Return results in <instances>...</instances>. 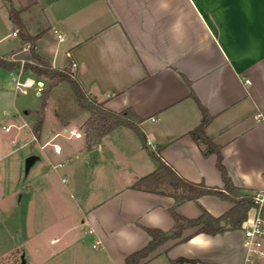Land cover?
I'll return each instance as SVG.
<instances>
[{"label": "crops", "instance_id": "crops-1", "mask_svg": "<svg viewBox=\"0 0 264 264\" xmlns=\"http://www.w3.org/2000/svg\"><path fill=\"white\" fill-rule=\"evenodd\" d=\"M9 2L19 10L21 27L12 21ZM9 2L0 0V9H7L18 41L0 55L33 61L22 32L38 35L39 55L60 69L77 62L75 77L86 92L114 111L131 109L150 142L145 147L138 138L127 147L120 141L126 134H113L126 127L119 126L97 146L86 144L88 151L98 149L94 165L100 163L103 172L123 168L127 173L116 189L98 187L85 207L84 233L93 234L92 247L100 242L93 248L103 249L90 264H125L129 254L149 242L146 227L173 229L172 196L131 188L157 166L149 148H159L181 176L223 186L216 154L205 155V145L190 135L201 122V104L212 116L205 134L221 146L233 183L249 193L264 188V0ZM26 52L28 58L16 57ZM231 206L204 195L176 210L194 218L204 207L219 217ZM196 229H184L181 237L161 244L140 264H172L179 257L190 260L181 264H246L243 227L215 235L193 234ZM71 245L61 249L68 257L64 262L84 264L87 250Z\"/></svg>", "mask_w": 264, "mask_h": 264}, {"label": "rangeland", "instance_id": "rangeland-1", "mask_svg": "<svg viewBox=\"0 0 264 264\" xmlns=\"http://www.w3.org/2000/svg\"><path fill=\"white\" fill-rule=\"evenodd\" d=\"M7 17V9H0V50L18 41L12 35L16 27ZM22 56L28 58L29 52L16 55ZM44 79L43 94L38 96L34 87L22 94L15 91L9 72L0 68V264H20L22 255L26 264H71L64 262L67 253L61 251L71 244L87 250L83 263L90 264L103 249L93 248V234L84 233L85 207L98 187L104 192L116 189L127 173L123 168L103 172L100 163L90 165L85 135L75 138L62 132L64 126L83 131L89 111L78 104L68 82L49 89V80ZM42 100L46 101L42 136L36 138L31 128ZM25 110L30 111L27 116ZM121 132L126 137L120 141L127 147L138 143L130 128L113 134ZM51 138L60 145V155L51 144L40 147ZM30 155L38 159L25 173ZM53 238L58 240L51 242ZM258 263L264 264V256L250 264Z\"/></svg>", "mask_w": 264, "mask_h": 264}, {"label": "trees", "instance_id": "trees-1", "mask_svg": "<svg viewBox=\"0 0 264 264\" xmlns=\"http://www.w3.org/2000/svg\"><path fill=\"white\" fill-rule=\"evenodd\" d=\"M5 1L9 2V0ZM9 13L12 21L21 27L19 10L15 9L10 2ZM37 37L38 35L31 36L22 32V39L29 43L33 61L22 62L0 55V68L10 71L23 68L26 74L48 79L49 89L59 82H68L71 85L78 104L89 111L85 128V141L88 147L97 146L106 134L119 126L131 128L135 131L141 143L145 147H148L146 136L139 126L141 120L131 109L128 108L119 112L114 111L106 107L103 101H99L95 96L88 94L77 78L72 76L69 66L62 69L54 67L49 59L39 55L35 51V41ZM46 89L44 91H46ZM45 107L46 101L42 100L40 108L35 111L36 118L31 130L36 138H39L41 135ZM200 109L202 113L201 122L195 129L190 131V135L196 141L202 142L205 145V149L203 150L205 155L211 153L216 154V165L220 171L223 186H209L204 181L196 182L181 176L172 165L168 164L162 158L159 148H149L150 155L153 160H155L157 166L152 172L138 178L131 185V188L172 196L175 202L170 208V212L174 218L175 224L170 231L146 227L145 231L150 237L149 242L141 249L129 254L125 259V264H140L142 259L148 257L161 244L170 239L181 237L183 230L186 228L196 227L197 229L193 234L205 233L210 235L223 233L227 230L241 229L243 223L248 218L249 212L255 206L252 193L247 192L244 188L233 183L223 163L221 146L216 144L205 134V128L211 121L212 116L202 104L200 105ZM204 195L220 197L221 199L231 202L232 206L219 217L213 216L204 207H202L200 215L194 218L185 217L177 212L176 209L180 204L187 201L197 202L198 199ZM262 214L264 217V209ZM221 220H225L226 224L221 225ZM189 237L190 235L181 240L184 241ZM186 261L190 260L179 257L171 262L172 264H181Z\"/></svg>", "mask_w": 264, "mask_h": 264}, {"label": "built area", "instance_id": "built-area-1", "mask_svg": "<svg viewBox=\"0 0 264 264\" xmlns=\"http://www.w3.org/2000/svg\"><path fill=\"white\" fill-rule=\"evenodd\" d=\"M56 31V30H55ZM14 35H17V31L13 32ZM58 37L62 39V35L59 34ZM71 69L70 73L72 76H75L78 71V64L74 60L71 61ZM12 82L14 83L15 91L22 94H27L28 89L34 87L36 94L39 96L44 92V88L46 86V81L44 78H32L28 76L23 68L12 70L10 73ZM247 82H249L247 80ZM108 97L110 95L108 94ZM7 129V128H6ZM62 132L69 136H73L75 138H81L85 135V129L83 131L76 130L74 128L63 127ZM53 138L49 139L45 143L41 144V148H44L46 145L51 144L54 150V153L60 155L62 153V149L59 144L52 142ZM147 144H150L147 141ZM59 166L61 163L58 164ZM66 182V179H63ZM254 211L251 217H248L243 226V241L242 247L245 255V263L250 264L253 263L254 260L258 257L264 256V217H263V209H264V188L258 189L252 193ZM99 241H96L93 244V247H97L99 245Z\"/></svg>", "mask_w": 264, "mask_h": 264}, {"label": "water", "instance_id": "water-1", "mask_svg": "<svg viewBox=\"0 0 264 264\" xmlns=\"http://www.w3.org/2000/svg\"><path fill=\"white\" fill-rule=\"evenodd\" d=\"M97 154H98V149L95 148L93 150H91L90 152V165L93 166L94 163H95V160H96V157H97ZM38 159V156L37 155H30L29 157L26 158V161H25V173L28 172L29 168L31 167V165ZM220 224L221 225H225V221L224 220H221L220 221ZM20 264H26V261H25V258L24 256L22 255L21 257V262Z\"/></svg>", "mask_w": 264, "mask_h": 264}]
</instances>
